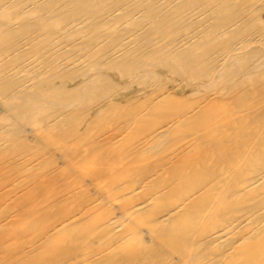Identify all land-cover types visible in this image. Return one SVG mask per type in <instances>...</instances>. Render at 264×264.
I'll use <instances>...</instances> for the list:
<instances>
[{
  "label": "bare ground",
  "instance_id": "bare-ground-1",
  "mask_svg": "<svg viewBox=\"0 0 264 264\" xmlns=\"http://www.w3.org/2000/svg\"><path fill=\"white\" fill-rule=\"evenodd\" d=\"M0 235V264H264V0H0Z\"/></svg>",
  "mask_w": 264,
  "mask_h": 264
},
{
  "label": "rangeland",
  "instance_id": "rangeland-1",
  "mask_svg": "<svg viewBox=\"0 0 264 264\" xmlns=\"http://www.w3.org/2000/svg\"><path fill=\"white\" fill-rule=\"evenodd\" d=\"M159 77L162 79V81H164V84L165 85H167L170 88H174L173 90L175 92V97L173 99L174 101H172L170 103L171 109L174 110V109H179V108H181V109L185 108L186 105H187V102H188V100H186L185 98L192 92V88L191 87H188L185 84L186 83V81H185L186 78H185V80H184L185 82H184L182 80L183 78L181 79L180 77L174 76V75L173 76H169V75H167L164 72L161 75H159ZM229 80H228V78L225 77V78H221V79H219L217 81H213L211 83H207V89L209 91H213V90L214 91H218V90H220V88L221 89L224 88V89L230 90L229 88L231 86V82ZM155 81H156V79L153 81L150 77H138V78H134L132 80L126 81V82H119V83H117V86L116 85L113 86V87H116L115 90H113L114 88L112 87L110 90H108L109 88L108 89H105V90L102 89V90L96 92L95 94H91L90 98L91 99L94 98L95 100L96 99H100V98H102L104 96L113 95V97H115V101L119 102V105L118 106H120V107H118V109H117L116 112L113 111V110H111V111L108 110L109 111L108 112L109 114L107 115V118L102 117L101 120L102 119L103 120L102 121L101 120L97 121L96 124H94V127H92V129L88 130L87 133L89 135H91V136L99 135V134L105 132L109 128L110 125L114 124V122L116 121V118L117 117H119L121 115L124 116V117L125 116H129V115L131 116L134 113V111L136 109L137 110L140 109V107H138V105L136 106V105L132 104V103H134V101H131V102L127 101L126 98L132 97V98L138 99L142 93L150 92L151 89H153V87H154V82ZM208 85L209 86L212 85V86H210L212 88V90H210V88H208ZM120 86H122V87L119 89ZM122 88L123 89L126 88V89L123 90ZM83 101H86V100H83ZM172 103H175V104H172ZM119 112H120V114H119ZM110 121H112V122H110ZM97 126H98V128H97ZM94 128H96V129H94ZM84 130H85V128H84ZM84 130L82 129V132ZM90 131H92V132H90ZM38 144H41V143L38 142ZM16 150H18V148H16L15 151ZM67 154L68 155L72 154V151L71 150L67 151ZM28 204H29L28 203V200H25L18 207L19 208L22 207L20 209L22 211L23 209H25L26 207H28L27 206ZM22 212H26V210H23ZM2 239H3V236L1 237V235H0V247L2 245Z\"/></svg>",
  "mask_w": 264,
  "mask_h": 264
}]
</instances>
